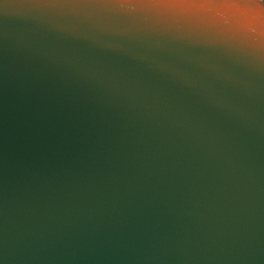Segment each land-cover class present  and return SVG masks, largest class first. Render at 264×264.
<instances>
[{"label": "water", "instance_id": "obj_1", "mask_svg": "<svg viewBox=\"0 0 264 264\" xmlns=\"http://www.w3.org/2000/svg\"><path fill=\"white\" fill-rule=\"evenodd\" d=\"M0 264H264L263 0H0Z\"/></svg>", "mask_w": 264, "mask_h": 264}, {"label": "built area", "instance_id": "obj_2", "mask_svg": "<svg viewBox=\"0 0 264 264\" xmlns=\"http://www.w3.org/2000/svg\"><path fill=\"white\" fill-rule=\"evenodd\" d=\"M263 2H264V0H263Z\"/></svg>", "mask_w": 264, "mask_h": 264}]
</instances>
